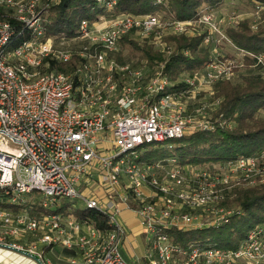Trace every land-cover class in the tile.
Here are the masks:
<instances>
[{"label": "built area", "instance_id": "1", "mask_svg": "<svg viewBox=\"0 0 264 264\" xmlns=\"http://www.w3.org/2000/svg\"><path fill=\"white\" fill-rule=\"evenodd\" d=\"M59 1L0 0V244L36 253L44 264H53L48 254L57 246L75 252L66 264H264L262 226L233 250L182 247L166 232L226 222L235 209L223 200L264 181V149L212 168L175 158L138 160L144 144L213 129L220 101L214 85L238 79L246 57L264 82V54L234 47L237 55H226L219 47H233L224 29L235 26L237 16L218 18L210 5L191 19L101 15L82 19L71 37H52L47 11ZM251 1L256 29L264 4ZM97 2L109 12L116 0ZM182 34L202 35L210 50L207 64L192 75L172 81L164 62L117 61L126 36L168 56L174 45L166 37ZM74 55L72 72L47 69L49 59L66 62ZM61 200L100 212L109 228L52 211ZM124 210L136 216L145 246L130 260L123 252Z\"/></svg>", "mask_w": 264, "mask_h": 264}, {"label": "trees", "instance_id": "2", "mask_svg": "<svg viewBox=\"0 0 264 264\" xmlns=\"http://www.w3.org/2000/svg\"><path fill=\"white\" fill-rule=\"evenodd\" d=\"M264 4V0H258ZM225 0H116L109 12L97 0H60L49 6L46 24L47 35L71 37L76 34L82 19L95 20L101 15L129 13L145 15L159 13L177 19L193 18L205 5L220 6ZM225 33L233 46L249 54H264V24L251 28L249 20L237 26L227 27ZM174 50L168 56L153 49L144 42L139 43L129 36L121 40L122 49L117 53L118 62L127 61L125 48L138 60H145L149 67L164 62V72L175 81L182 74L192 75L202 69L210 59V50L203 44L202 35H170ZM78 63L74 55L69 61L49 59V71L72 72ZM249 57L245 59L246 71L240 73L241 81L223 80L214 85V96L219 104L213 112L216 124L213 129H197L166 142L144 144L138 149V160L148 163L175 158L180 165L212 168L215 164L237 159L240 156L259 154L264 149V82L258 74L248 68ZM177 85H175L176 87ZM222 120L231 125H219ZM37 193H34L36 195ZM75 202L61 200L52 210L68 214L72 212L80 221L88 222L98 230L108 229L107 217L94 209L73 206ZM223 204L235 209L226 222L220 225L194 229H166L175 243L182 247L236 249L250 230L264 227V181L251 187L234 189ZM37 208V205H34Z\"/></svg>", "mask_w": 264, "mask_h": 264}, {"label": "crops", "instance_id": "3", "mask_svg": "<svg viewBox=\"0 0 264 264\" xmlns=\"http://www.w3.org/2000/svg\"><path fill=\"white\" fill-rule=\"evenodd\" d=\"M228 0H225V2H227ZM238 1V0H237ZM224 2V3H225ZM243 3V5H250L251 7L254 6V4L252 3L251 0H242L241 1ZM223 3V4H224ZM222 5V4H221ZM220 5V6H221ZM249 7V6H247ZM221 7L218 6V8H216V14H217V17L218 18H226V17H220L219 13L221 11L220 9ZM249 9V8H248ZM252 11V10H251ZM218 12V13H217ZM219 14V15H218ZM238 14V13H237ZM236 12H232L231 15H234V16H237L238 18V23L241 22V21H244V20H249V22L252 23L255 21H252V19H254L253 17H251V13L247 15L246 12H243L242 15H241V18H239L240 15H237ZM243 16V17H242ZM256 19V18H255ZM237 24L235 26H237ZM260 24H264V19L260 20ZM259 24V25H260ZM227 28V27H226ZM225 28V29H226ZM224 29V31H225ZM234 48V46H233ZM229 50H232L231 48V45H229L228 47ZM236 52V51H235ZM246 71V68H244L243 71H241L240 73H244ZM240 75V74H239ZM241 81V78L239 77L238 79L235 80L236 83H239ZM234 82V81H233ZM194 103H191L190 105V109H193V106ZM260 115H264V111H261ZM121 219L123 221V223L126 225L127 227V232H128V235L125 239V244H124V247H123V252H124V255L125 257L130 260L132 259L135 255H138L137 253H135L134 251V248L136 246L135 244V239L138 237V233H140V227H139V222L136 218L135 215H133L131 212L127 211V210H124L122 211L121 213ZM129 220L131 221L130 224H128ZM135 245V246H134ZM53 258H52V262L53 264H66V260L68 257L72 256V255H75V252L71 249H67L65 247H62V246H57L53 249Z\"/></svg>", "mask_w": 264, "mask_h": 264}, {"label": "rangeland", "instance_id": "4", "mask_svg": "<svg viewBox=\"0 0 264 264\" xmlns=\"http://www.w3.org/2000/svg\"><path fill=\"white\" fill-rule=\"evenodd\" d=\"M241 1L242 0H238V1L237 0H228L224 4L222 3V5L219 6V7H221L220 8L221 11L219 13L220 15L219 14L218 15L220 17L223 16V17H226V18L229 19L230 18L229 16L231 15V13L232 12H236V14L238 13L237 15H240L239 18H241L242 13L246 12L247 15L251 13V17L254 18V19H252V21H254L255 18H257V16H258L256 14V12H255V10H256L255 4L252 2L254 4V6L251 7L250 5H243V3ZM247 6H249V7H247ZM212 7L218 8V6L217 7L216 6H212ZM259 16L261 17V19H264V12L260 13ZM229 45L230 44H228L227 42H225V43L224 42H220L219 43V47L222 49L223 54H226V55H237L236 52H235L236 49H234L232 46H231L232 50L228 49ZM123 55H124L125 59H127V60H136V58H137L136 56H133V55L128 53V48L124 49ZM243 70L244 69H242L241 71H243ZM79 207H83V204L80 203ZM130 223H131V221L129 220L128 224H130ZM134 241H135V244H136V246L134 245L135 246L134 251L138 255H141L144 252V248H145L144 240H143V237H142L141 233H138V237ZM48 255L53 258V255L51 253H49Z\"/></svg>", "mask_w": 264, "mask_h": 264}, {"label": "water", "instance_id": "5", "mask_svg": "<svg viewBox=\"0 0 264 264\" xmlns=\"http://www.w3.org/2000/svg\"><path fill=\"white\" fill-rule=\"evenodd\" d=\"M13 140L20 142V140L16 138H13ZM0 264H44V262L36 253L0 244Z\"/></svg>", "mask_w": 264, "mask_h": 264}]
</instances>
